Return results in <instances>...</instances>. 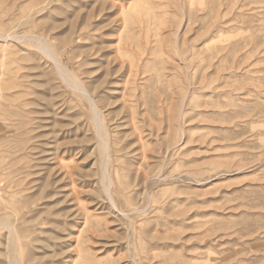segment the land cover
<instances>
[{"label":"rangeland","instance_id":"obj_1","mask_svg":"<svg viewBox=\"0 0 264 264\" xmlns=\"http://www.w3.org/2000/svg\"><path fill=\"white\" fill-rule=\"evenodd\" d=\"M0 33L88 94L0 43V264H264V0H0Z\"/></svg>","mask_w":264,"mask_h":264},{"label":"bare ground","instance_id":"obj_2","mask_svg":"<svg viewBox=\"0 0 264 264\" xmlns=\"http://www.w3.org/2000/svg\"><path fill=\"white\" fill-rule=\"evenodd\" d=\"M30 22V21H29ZM28 24V23H27ZM25 39H30L31 41L34 42V47L41 51L43 54H45V56H47V58L50 59V61L53 62V64L56 66V70L57 72L60 74V76L62 77V80L64 79L66 82H68L67 84H71L73 89H76V90H79L80 93H83V95L88 98V94L87 92L84 90V89H81V86L77 83V81L73 78V74L69 71H67L65 68L61 67L59 64H58V61L56 60L55 58V53L53 51V48L51 46V44H49V42L42 38V37H38V36H30V35H16V34H7V33H4V34H1L0 33V43H1V52H2V57L6 55L7 53V50H8V47L10 46L11 43H14L15 41L17 40H25ZM27 42V41H26ZM32 42V43H33ZM17 70V69H16ZM12 76V75H11ZM78 92V91H77ZM6 99V98H5ZM90 99V98H89ZM92 100H90L91 102ZM92 103V102H91ZM91 110H92V113L94 115V118L97 117V113L98 111L96 110V107L95 105L92 103L91 104ZM100 112V111H99ZM96 122V119L94 120ZM94 122V123H95ZM96 125V124H95ZM99 125V124H98ZM100 129V128H99ZM102 131V130H101ZM98 139V138H97ZM102 141V139H101ZM106 142L103 141L102 145H103V148H105L106 150ZM100 146V145H99ZM106 153V152H105ZM103 154V153H102ZM101 154V155H102ZM105 155V154H104ZM107 159V158H106ZM106 174V173H105ZM69 175V174H68ZM100 176V175H99ZM102 177V176H101ZM107 177V176H106ZM103 179V178H102ZM104 181V179H103ZM109 183V182H108ZM104 187V186H103ZM108 187L106 189V192L108 191ZM6 228L8 230V234L10 235V230H9V226L7 224V222L5 220H0V228ZM6 230V231H7ZM7 234V236H8ZM9 238V237H7ZM10 239V238H9ZM8 243V242H7ZM9 248V247H8ZM9 261L11 264H19L15 258V255H14V250L10 247V251H9Z\"/></svg>","mask_w":264,"mask_h":264}]
</instances>
